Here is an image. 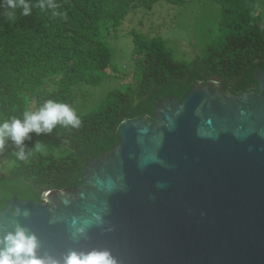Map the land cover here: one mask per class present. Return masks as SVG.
Masks as SVG:
<instances>
[{
    "label": "water",
    "instance_id": "obj_1",
    "mask_svg": "<svg viewBox=\"0 0 264 264\" xmlns=\"http://www.w3.org/2000/svg\"><path fill=\"white\" fill-rule=\"evenodd\" d=\"M257 91L216 79L151 117L124 119L118 141L84 164L82 183L7 200L0 235L23 226L36 254L107 249L117 264H264V70ZM82 230V231H81Z\"/></svg>",
    "mask_w": 264,
    "mask_h": 264
},
{
    "label": "trees",
    "instance_id": "obj_2",
    "mask_svg": "<svg viewBox=\"0 0 264 264\" xmlns=\"http://www.w3.org/2000/svg\"><path fill=\"white\" fill-rule=\"evenodd\" d=\"M158 0H27L28 16L0 0V121L22 118L52 99L74 110L78 92L96 87L109 65V30L130 10ZM174 1V0H170ZM220 6V39L191 62L172 58L160 37L134 35V71L125 88H110L82 114L79 128L57 125L50 134H31L27 160L10 139L0 147V209L8 199L42 201L43 193L82 183L84 164L118 141L124 119L151 117L158 98L183 100L195 82L213 77L233 94L257 91L255 72L264 70V0H213ZM43 5V7H41ZM103 71V72H102ZM76 89L75 94L73 90Z\"/></svg>",
    "mask_w": 264,
    "mask_h": 264
},
{
    "label": "rangeland",
    "instance_id": "obj_3",
    "mask_svg": "<svg viewBox=\"0 0 264 264\" xmlns=\"http://www.w3.org/2000/svg\"><path fill=\"white\" fill-rule=\"evenodd\" d=\"M220 19V6L213 0H158L149 7L130 10L109 30L110 60L102 71L101 83L96 87L84 86V91L77 93L75 110L79 114L92 110L110 88L126 87L134 71L135 34L160 37L172 58L191 62L196 53L203 54L205 46L220 39Z\"/></svg>",
    "mask_w": 264,
    "mask_h": 264
},
{
    "label": "clouds",
    "instance_id": "obj_4",
    "mask_svg": "<svg viewBox=\"0 0 264 264\" xmlns=\"http://www.w3.org/2000/svg\"><path fill=\"white\" fill-rule=\"evenodd\" d=\"M7 7L10 9L7 12L9 17H14L17 8L21 9L24 16L31 13L27 0H7ZM58 124L79 128L81 119L69 104L48 99L38 109L24 111L22 118L11 117L0 121V147L3 146L5 138H8L19 148L16 152L18 159L27 160L33 151L45 150L44 145L36 142L32 150L25 152V141L31 139V134H50ZM37 248L36 235L18 225L0 235V264H117L115 257L107 249L70 251L61 262L52 257L38 256Z\"/></svg>",
    "mask_w": 264,
    "mask_h": 264
},
{
    "label": "flooded vegetation",
    "instance_id": "obj_5",
    "mask_svg": "<svg viewBox=\"0 0 264 264\" xmlns=\"http://www.w3.org/2000/svg\"><path fill=\"white\" fill-rule=\"evenodd\" d=\"M209 79H212V78H209ZM207 81V80H206ZM219 81V80H218ZM205 82V81H204ZM220 82V81H219ZM222 87H223V89H225V90H228V88L226 87V86H224V85H222ZM229 91V90H228Z\"/></svg>",
    "mask_w": 264,
    "mask_h": 264
}]
</instances>
